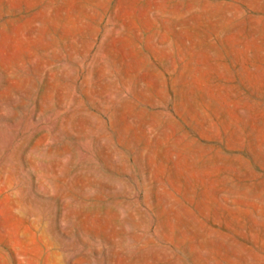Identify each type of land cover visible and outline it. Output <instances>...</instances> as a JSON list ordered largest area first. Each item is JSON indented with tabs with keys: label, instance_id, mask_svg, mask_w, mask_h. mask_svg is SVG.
<instances>
[{
	"label": "rangeland",
	"instance_id": "1",
	"mask_svg": "<svg viewBox=\"0 0 264 264\" xmlns=\"http://www.w3.org/2000/svg\"><path fill=\"white\" fill-rule=\"evenodd\" d=\"M0 264H264V0H0Z\"/></svg>",
	"mask_w": 264,
	"mask_h": 264
}]
</instances>
